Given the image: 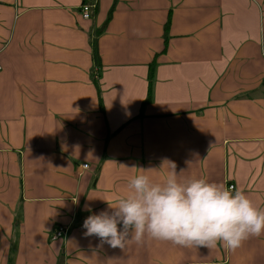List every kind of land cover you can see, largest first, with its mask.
<instances>
[{"label": "crops", "instance_id": "obj_1", "mask_svg": "<svg viewBox=\"0 0 264 264\" xmlns=\"http://www.w3.org/2000/svg\"><path fill=\"white\" fill-rule=\"evenodd\" d=\"M96 2L85 20L82 0H0V264H264V234L235 251L122 250L82 227L167 162L264 209V0ZM111 10L102 109L90 40Z\"/></svg>", "mask_w": 264, "mask_h": 264}, {"label": "clouds", "instance_id": "obj_2", "mask_svg": "<svg viewBox=\"0 0 264 264\" xmlns=\"http://www.w3.org/2000/svg\"><path fill=\"white\" fill-rule=\"evenodd\" d=\"M163 182H154L139 169L130 178L128 191L108 208L90 214L83 222L84 235L95 236L100 246L124 250L130 242L147 237L180 247L210 250L222 245L235 251L244 241L264 234V209L257 208L240 189L230 190L205 178L181 182L176 165ZM91 212V208L86 206Z\"/></svg>", "mask_w": 264, "mask_h": 264}, {"label": "trees", "instance_id": "obj_3", "mask_svg": "<svg viewBox=\"0 0 264 264\" xmlns=\"http://www.w3.org/2000/svg\"><path fill=\"white\" fill-rule=\"evenodd\" d=\"M108 19L107 21L100 27V28H96L94 30V32L92 33V38L90 40V43L92 45V59L94 60V66L91 70V73H92V76L94 78V83H95V86L97 87L98 89V93H99V99L101 101V89L99 87V84H98V69L101 67L102 65V59H101V56H100V51H99V44H98V38L99 36L102 34V32L104 31L105 27L107 26L109 20L111 19L112 17V10L109 12L108 14ZM154 67V64H151L150 65V74H149V92H148V96L147 98L145 99L144 103H143V107L148 103L150 102L152 99H151V91H152V78H153V74H154V71H153V68ZM99 76V75H98ZM101 108L103 109V103L101 101Z\"/></svg>", "mask_w": 264, "mask_h": 264}, {"label": "built area", "instance_id": "obj_4", "mask_svg": "<svg viewBox=\"0 0 264 264\" xmlns=\"http://www.w3.org/2000/svg\"><path fill=\"white\" fill-rule=\"evenodd\" d=\"M97 8V2L96 0H82V4L80 5V15L85 20L92 18V13ZM98 77V75H97ZM84 167L87 168L88 165L84 164ZM234 186H230L231 189H233ZM66 232L62 228H57L55 230V234L53 235L54 238L64 237Z\"/></svg>", "mask_w": 264, "mask_h": 264}]
</instances>
